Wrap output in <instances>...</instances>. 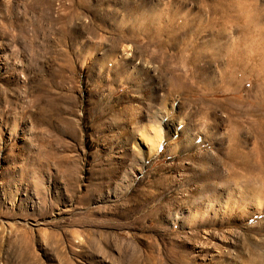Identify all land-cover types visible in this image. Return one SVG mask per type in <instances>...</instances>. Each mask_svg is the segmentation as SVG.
I'll use <instances>...</instances> for the list:
<instances>
[{
	"label": "rangeland",
	"instance_id": "obj_1",
	"mask_svg": "<svg viewBox=\"0 0 264 264\" xmlns=\"http://www.w3.org/2000/svg\"><path fill=\"white\" fill-rule=\"evenodd\" d=\"M213 3L0 0V264H264L262 59L167 36Z\"/></svg>",
	"mask_w": 264,
	"mask_h": 264
},
{
	"label": "bare ground",
	"instance_id": "obj_2",
	"mask_svg": "<svg viewBox=\"0 0 264 264\" xmlns=\"http://www.w3.org/2000/svg\"><path fill=\"white\" fill-rule=\"evenodd\" d=\"M203 12L208 13V18L205 20ZM173 15L176 16L177 13ZM182 15L185 17L182 18L181 25L176 26V31L174 29L170 32L167 31V36L171 41L178 38L181 33L188 36L183 41L180 51L184 54L187 53L190 61L201 60L211 53V57L215 60L226 59V66L228 67L255 73L253 60L260 57L262 59L261 67L264 68L263 3L257 2V0H219V3L210 4L208 9H201L196 13H189L187 10ZM195 20H199L206 27L212 28L213 43L208 45L202 43L198 48L193 45L194 38L198 36V31L201 33L203 30L198 24L195 33L194 31H187L188 28H192ZM205 21L211 24L208 26ZM173 23L174 21L164 24L160 29L161 32L164 29L166 32L167 26L173 25ZM162 44V41L159 40V45Z\"/></svg>",
	"mask_w": 264,
	"mask_h": 264
}]
</instances>
